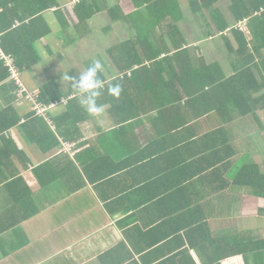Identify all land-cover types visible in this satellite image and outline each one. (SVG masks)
<instances>
[{
  "label": "crops",
  "instance_id": "1",
  "mask_svg": "<svg viewBox=\"0 0 264 264\" xmlns=\"http://www.w3.org/2000/svg\"><path fill=\"white\" fill-rule=\"evenodd\" d=\"M261 12L0 0L21 84L0 58V264H264V198L240 175L264 173ZM95 59L99 116L64 79Z\"/></svg>",
  "mask_w": 264,
  "mask_h": 264
},
{
  "label": "clouds",
  "instance_id": "2",
  "mask_svg": "<svg viewBox=\"0 0 264 264\" xmlns=\"http://www.w3.org/2000/svg\"><path fill=\"white\" fill-rule=\"evenodd\" d=\"M103 68L101 60L95 59L81 74L65 75L64 77L82 97L81 105L91 116H99L103 112V106L97 104V98L101 95L100 89L102 87V81L98 74L103 71ZM121 90L119 84L111 85L108 88L109 94L117 98Z\"/></svg>",
  "mask_w": 264,
  "mask_h": 264
},
{
  "label": "trees",
  "instance_id": "3",
  "mask_svg": "<svg viewBox=\"0 0 264 264\" xmlns=\"http://www.w3.org/2000/svg\"><path fill=\"white\" fill-rule=\"evenodd\" d=\"M234 7V6H233ZM234 13L236 15H238L237 13L244 14L247 15L249 13V11L247 9H243V8H232ZM255 11H260L259 8H257ZM238 17H242V16H238ZM259 18L263 21L264 20V12H261V15L259 16ZM226 27V26H225ZM225 28L223 27V30ZM231 33L239 35L240 38H243V35L240 31H238V29L234 28L233 30H230ZM15 34H17L16 32L12 34V36H14ZM11 37V36H10ZM2 38V37H1ZM8 38V37H7ZM6 38V39H7ZM10 39V38H9ZM9 39L7 40L6 44L9 43ZM2 41V40H1ZM2 46L4 48L5 43H2ZM17 47V46H16ZM6 53H9V51L7 49H5ZM21 50L19 49L16 54L18 55V57L20 56ZM17 63V62H16ZM138 64V63H137ZM261 67L264 68V57L262 58V61L260 63ZM134 66V62H132L131 64L128 65L127 68H132ZM204 68H214V65H209V66H205ZM19 70H22L23 68H18ZM6 70H3V76H6ZM240 175L243 176V178L245 179L244 182H242V185H246L249 186L250 188H252L254 190V195L256 197H260V198H264V173L260 174L258 171L255 172L254 176H251V172H245L242 171L240 173ZM255 178V181H250L249 178Z\"/></svg>",
  "mask_w": 264,
  "mask_h": 264
},
{
  "label": "built area",
  "instance_id": "4",
  "mask_svg": "<svg viewBox=\"0 0 264 264\" xmlns=\"http://www.w3.org/2000/svg\"><path fill=\"white\" fill-rule=\"evenodd\" d=\"M237 29L241 30V23L238 24ZM0 44H1V34H0ZM0 58L2 60H4L5 65L8 67L10 77L13 80H15V82L19 86H21L19 78H18V74H17L15 68L13 67L11 60H9L6 56H4V54L1 52V50H0ZM22 92L25 93V90H22ZM28 97L30 98V96H28ZM33 106H34L35 113H37L39 115H42L46 111V108H43L41 106L36 105L35 102H34Z\"/></svg>",
  "mask_w": 264,
  "mask_h": 264
},
{
  "label": "rangeland",
  "instance_id": "5",
  "mask_svg": "<svg viewBox=\"0 0 264 264\" xmlns=\"http://www.w3.org/2000/svg\"><path fill=\"white\" fill-rule=\"evenodd\" d=\"M245 23H246V21H243L242 23H241V28H243V26L245 25ZM238 26V24L237 25H235V28Z\"/></svg>",
  "mask_w": 264,
  "mask_h": 264
}]
</instances>
